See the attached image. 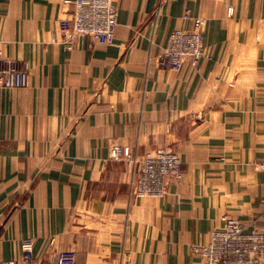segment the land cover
<instances>
[{
    "label": "crops",
    "instance_id": "0c3cea01",
    "mask_svg": "<svg viewBox=\"0 0 264 264\" xmlns=\"http://www.w3.org/2000/svg\"><path fill=\"white\" fill-rule=\"evenodd\" d=\"M65 1L0 0L4 57L29 75L1 93L0 263L24 264L32 239L39 264L64 252L76 264H203L194 249L225 217L264 232V0H115L116 41L80 37L73 51ZM188 10L213 60L162 69ZM115 145L176 152L182 181L135 197L136 168Z\"/></svg>",
    "mask_w": 264,
    "mask_h": 264
},
{
    "label": "built area",
    "instance_id": "2783aa9c",
    "mask_svg": "<svg viewBox=\"0 0 264 264\" xmlns=\"http://www.w3.org/2000/svg\"><path fill=\"white\" fill-rule=\"evenodd\" d=\"M72 6V18L60 23V37L66 50L73 51L80 37L94 39L101 47L116 41L119 6L115 0H66ZM229 16L232 11H229ZM186 26L174 30L157 65L166 70L182 71L185 66L195 70L204 59L213 60L205 46L206 23L202 18H194L188 10L184 15ZM29 85V75L18 61L6 59L3 42L0 41V112L2 91L24 89ZM112 157L118 161L131 163L136 168L133 195L138 198L162 199L167 196L172 181H182L183 161L180 156L166 148H159L143 156L130 153L122 146L111 149ZM259 169L264 172V161ZM24 264H39L34 255V242L25 239L21 244ZM195 253L203 259V264H263L264 232L251 229L249 225L235 218H224V225L212 232L210 241L195 247ZM73 252L59 255L57 264H76ZM0 264H16L3 261Z\"/></svg>",
    "mask_w": 264,
    "mask_h": 264
}]
</instances>
